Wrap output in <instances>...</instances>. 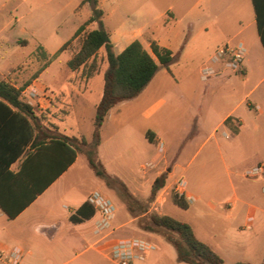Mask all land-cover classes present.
Here are the masks:
<instances>
[{
	"label": "rangeland",
	"instance_id": "obj_1",
	"mask_svg": "<svg viewBox=\"0 0 264 264\" xmlns=\"http://www.w3.org/2000/svg\"><path fill=\"white\" fill-rule=\"evenodd\" d=\"M188 1L97 0L94 6L87 2L81 4V0H0V79L21 88V99H25L30 92L36 98L44 97L43 107L36 110L44 117L43 123L87 143L61 185L51 195L42 198L49 203L51 212L41 219L64 220L66 209L70 212L92 190L109 198L116 209L125 214L118 185L122 182L147 211L141 214L142 211L134 207L130 213L134 221L126 224L121 232L125 233L124 236L140 235L153 242L157 247L155 255L160 256L157 264L182 263L175 260L174 248L159 234H139V226L153 212L187 223L196 238L204 243L212 246L221 244L218 254H221L224 264H233L245 260L240 247L241 239L228 233L235 220L234 213L239 212L238 223L243 226L244 235L250 233L245 220L247 214L255 213L253 225H262L264 183L260 177L254 179L248 176V171H245V178L239 175L256 161L252 146L256 139H243V154L237 153L239 157L236 160H229V154L233 153L231 136L225 135L222 127L210 135L224 110L226 95L223 77L227 70L221 69L218 80H202L200 68L218 48L233 46L234 43L213 47L212 43L202 42L203 35H196L186 20L173 25ZM170 6L174 9L172 15L159 17L158 14ZM94 7L102 11V28L110 40L113 31L127 33V39L118 43L115 40L116 54L135 40L133 34L145 33L152 24L155 29L161 30L164 23H169L165 27L173 29L176 42L181 46L178 60L166 65L169 73L159 71V86L153 91L143 89L135 98L116 104L107 112L99 127L100 142L95 154L109 176L108 183L93 175L84 155L93 143L95 104L101 94L102 74L106 69L103 48L94 58V71L90 77H85L82 69L70 71L66 66L67 60L80 48L84 35L98 27L96 22H91L71 38ZM136 38L139 39V36ZM146 42L143 36L142 43L150 51ZM63 44L64 49L57 58L49 60V56ZM38 47H42L44 54ZM43 66L47 67L40 74ZM213 82L215 84L212 85ZM160 99L164 103L146 116L149 107ZM37 104L35 102V107ZM146 130L157 133L161 139L157 143L163 144V152L157 151V144L146 140ZM170 168L177 180L186 182V193L194 197L186 208L172 201L174 185L163 187L154 200L148 202V183L157 172L166 173ZM241 181L249 183L250 192L240 189ZM231 186H234L240 200L262 212L241 202L236 203V208H228L227 203L233 202ZM33 209L40 210L38 207ZM90 224L91 221H86L79 226L86 237L89 236ZM35 238L47 243L39 237ZM82 244L80 241L75 248L68 250L60 262L114 264L95 257L90 250L75 255L82 250ZM251 252L253 264H264L263 252Z\"/></svg>",
	"mask_w": 264,
	"mask_h": 264
},
{
	"label": "crops",
	"instance_id": "obj_2",
	"mask_svg": "<svg viewBox=\"0 0 264 264\" xmlns=\"http://www.w3.org/2000/svg\"><path fill=\"white\" fill-rule=\"evenodd\" d=\"M173 10V7L170 6L169 8H166L164 12L158 15L159 17H164L165 14L172 15ZM89 17V14H87L86 18H84L81 24ZM258 18L261 27V35L264 39V0H259L258 17L254 11L252 0H190L188 1V3H186L184 11L180 14V17H178V20L174 22L173 25H177L180 21L186 20L187 25L190 27V29H192V31L196 32V35H203L202 42L212 43L213 47H219L222 44L230 43H241L243 45L245 54L241 74H233L228 71L224 72L223 79L225 80L224 87L226 95L225 104L223 105L224 110L216 120V124L210 135L214 134L218 127H222L223 133L225 135L231 136V147L233 153L229 154V160H236L237 157H239L237 156V153L243 154V139H256V141L253 142L252 145L254 147L253 154L256 155V161L253 166L245 168L243 170L244 173L242 172L239 175L245 178V171L247 172L253 167L258 166L260 167L261 172L257 176L251 177H253L254 179L260 177L262 182L264 183V49L262 47L260 35L258 33ZM165 25H169V23H164V26H162L161 30H159L155 29V26L152 24L149 26L148 30L145 33L133 34L132 37L135 40H138L148 51V49L142 43L143 36H145V39L147 41L146 43H148V45H150V43H155L158 47L167 49L170 52V56L172 57L171 62H175L178 60L181 46H178L179 44L178 42H176V34L174 33L173 29H170L169 26L165 27ZM126 34L127 33L125 32L119 31L112 32V40H110V42L112 43L113 50L115 40L117 41L116 43H118L127 39ZM138 36L139 39L136 38ZM160 66L161 68L158 66V70L156 71L150 82L145 86L144 90L148 89L150 91H153L157 86L160 85L161 77H158L160 70L163 74L169 73V67L164 65ZM43 70H41L40 74ZM221 74L211 77L210 80H218L220 78L219 75ZM7 82L13 85L15 88H19L13 82H9L8 80ZM213 84H215V82H213L212 85ZM233 97L235 98V100H231V98ZM99 99L97 100V102L99 101ZM163 103L164 100L162 99L156 101L149 107L145 115H151L153 112H155L157 107ZM33 111L37 117L41 118L39 114L40 111H35L34 109ZM228 117L231 118L230 126H225L224 121ZM41 122L43 123V120H40V123ZM44 125L47 126L46 124ZM47 127L60 134L66 135L58 131L57 127L55 126L52 127L49 124V126ZM233 129H235V132H233ZM147 131L152 135L153 144L156 145L157 141H161L156 132L152 130H146V132ZM32 143L33 137L28 142L26 148L29 149ZM242 154L240 155V157L242 156ZM77 157L78 155L76 156L75 161L15 218L8 219L6 215L0 211V254L12 248H19L21 251V257L17 264H65L66 262H60L61 258L67 254L68 250H70L71 248H75L78 242L81 241V243H83L82 250L80 251V253H77L75 255L90 250L93 252L95 257H99L101 259L107 260L110 263H113L106 256L104 248L113 240L131 237L124 236L125 233L121 232V229L126 224H132L135 219L131 217L130 213L126 210L124 205L123 208L125 214L119 212L115 207V216L112 221L111 231L103 238H98L92 234L91 228L92 222L95 217L94 215L90 219L78 224H73L68 220L70 214L74 213V211L82 203L86 202V197L90 192L85 195L82 201L78 205H76L70 212L69 209H66V213L63 214L64 220L50 221L41 219L44 214L51 212L50 205H48L49 203L47 204L46 202L42 201V198L47 195H51L56 187L61 185L67 172H69V170L75 164ZM163 162L166 161L163 160ZM17 166L18 162H15L12 165V168L16 169ZM159 174H161V171L157 172L150 180V182L148 183V190L150 189V185L154 178ZM176 181L177 179L173 175L172 168L167 169L165 185L163 187H173ZM240 189L246 193L248 191L250 192L249 183L247 181H241ZM231 190V197L233 202L227 203L226 206L228 208H236V203L241 202L247 207L254 208L255 211L259 210L260 213L262 212L257 207H254L249 203L240 200L235 192L234 186H231ZM184 196L192 199L191 202L194 201V197L186 193V182L184 188ZM34 207H38L40 209L39 212L36 211V209H33ZM254 214L255 213L247 214L245 217L246 224H248L250 233L244 235L243 226H240L238 223L239 212L234 213L235 220L232 222V226L228 229V233L231 234L232 237L241 239L240 247L245 256V260L241 262H244L246 264H253L251 250H256L258 253L263 252L264 256V221L262 225H253L252 221ZM86 221H91L89 236L87 237L84 234V230L79 227ZM142 233L148 232L140 230L139 234L142 235ZM35 237H39L47 243H42L38 239L37 241ZM137 237L148 240L147 238L140 235H138ZM243 239H245L244 243ZM205 244H207L216 254L219 253L218 251L221 247V244H216L215 246H212L211 244L206 242ZM156 252L157 247L155 246V250L150 252L143 261L136 262L135 264H157L156 261L160 258V256L155 255ZM218 255L222 258L221 254ZM0 264L9 263H7L0 256Z\"/></svg>",
	"mask_w": 264,
	"mask_h": 264
},
{
	"label": "trees",
	"instance_id": "obj_3",
	"mask_svg": "<svg viewBox=\"0 0 264 264\" xmlns=\"http://www.w3.org/2000/svg\"><path fill=\"white\" fill-rule=\"evenodd\" d=\"M92 3L97 0H81L82 3ZM254 11L259 15V0H252ZM102 11L92 8L90 17L84 21L74 32L76 37L91 22L98 24L85 34L79 50L66 62L69 70L82 69L85 77H90L94 69V58L100 48H103L106 69L102 75V91L94 110L93 143L91 149L85 151L87 165L93 175L104 182H109L101 162L97 159L95 148L100 139L98 129L102 125L108 110L114 105L135 98L150 82L159 65L166 66L172 60L167 49L150 43L147 51L138 40H133L124 49L116 54L108 33L102 28ZM258 33L264 49V39L258 18ZM63 44L57 51L49 56L54 60L64 49ZM38 49L43 53L42 47ZM90 65L88 66V63ZM43 66L40 70H43ZM87 67V68H86ZM21 88H15L5 80L0 79V211L8 219L15 218L35 198L41 194L56 178H58L87 146L84 139L66 136L49 129L37 117L26 102L21 99ZM231 118L224 121L230 126ZM235 132V129H233ZM33 137L29 149L28 142ZM145 138L152 143V135L147 131ZM18 162L16 169L12 165ZM166 173L154 178L150 185L148 202H152L156 193L165 185ZM121 190V199L125 208L132 213L134 207L142 213L147 210L142 203L128 192L122 182H118ZM172 201L181 208L187 207L184 197L173 192ZM94 215L92 208L82 203L68 220L73 224L81 223ZM140 230L159 234L175 251L176 261L184 264H223L222 258L207 244L198 240L192 228L185 222L178 221L168 215L150 213L139 226ZM234 264H246L236 262Z\"/></svg>",
	"mask_w": 264,
	"mask_h": 264
},
{
	"label": "built area",
	"instance_id": "obj_4",
	"mask_svg": "<svg viewBox=\"0 0 264 264\" xmlns=\"http://www.w3.org/2000/svg\"><path fill=\"white\" fill-rule=\"evenodd\" d=\"M245 49L241 43L233 46L226 45L224 48H218L215 53L209 57L208 62L200 68V78L206 80L221 73V69L227 70L233 74H241ZM32 109L40 110L43 107L44 97H35L34 93H28L23 99ZM35 102L37 106L35 107ZM163 144L157 143V151L162 152ZM261 172L260 167L255 166L248 171L249 176H257ZM185 182L177 180L174 183V192L184 197L187 203L192 199L184 196ZM86 203L94 212L92 222V234L98 238H103L111 231L112 221L115 216V206L113 202L102 195L99 191H91L86 197ZM155 250V246L150 241L137 236L119 238L107 244L104 252L109 260L114 264H135L143 261L145 257ZM9 264H17L21 257L19 248H12L0 254Z\"/></svg>",
	"mask_w": 264,
	"mask_h": 264
}]
</instances>
